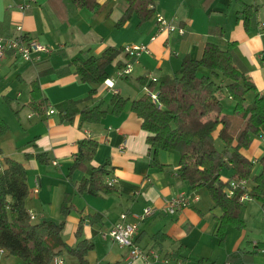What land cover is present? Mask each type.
Returning <instances> with one entry per match:
<instances>
[{
    "label": "crops",
    "instance_id": "obj_1",
    "mask_svg": "<svg viewBox=\"0 0 264 264\" xmlns=\"http://www.w3.org/2000/svg\"><path fill=\"white\" fill-rule=\"evenodd\" d=\"M119 2L97 0L101 9L94 12L74 9L69 0H36L26 12L19 13L9 10L6 0H0L3 32L14 36V26L20 24L24 33L51 50L34 63H24L10 55L0 61V118L8 126L0 137L1 162L11 158L24 165L28 188L25 206L34 222L62 221L61 205L70 199L72 211L64 219L62 238L68 248H75L80 240L93 245L85 256L87 264H143L140 259H131L127 248L107 236L121 214L126 215L128 223L137 225L135 240L154 264H217L219 259L221 264H253V255H259L262 249L257 245L259 240L248 238L246 218L243 230L227 228L224 245L220 246L215 220L221 210L213 207L205 188H193L178 177L176 152L161 151V166L152 164L149 133L142 129L141 119L130 105L147 92L146 85L152 78L174 75L185 57L197 59L207 43L225 50L234 42V53L257 93L264 96V29L260 27L264 21H259L258 10L254 28L246 32L236 15L242 9L241 2L259 8V0H154L153 18L140 23L134 16L117 29L115 24L121 17ZM157 16L184 33L160 29ZM133 45L145 46L147 51L131 59L132 71L123 79L116 77V71L121 68L118 63L123 67L129 60L124 53L106 68L108 77L99 85L82 82L70 65L75 58L83 59V51L99 57L109 47ZM33 81L38 83L46 102L42 114L27 107ZM92 89L94 94L89 97ZM116 94L128 100L119 115L110 114V100ZM255 95L248 92L246 102L250 103ZM67 101L77 102L78 110L101 105L107 115L96 124L82 123L80 114L71 122L61 121L58 106ZM214 137L216 147L222 149L217 133ZM83 139L97 142L95 155L85 162V167L108 163L110 174L104 182L114 181V192L78 193L77 186L87 174L81 169L71 171L70 167ZM37 154H44L46 162L36 159ZM242 154L252 162L251 176L257 174L259 160L264 157V125ZM232 175L231 169L221 170L225 181ZM244 185L248 191L252 183L249 180ZM178 195L188 199V206L175 214L166 213L165 200ZM246 201L251 200H244L245 210ZM146 207L157 211L139 221L138 216ZM231 230L237 232L235 239L229 241ZM60 259L63 264H79L67 252ZM0 264L24 263L4 252L0 253Z\"/></svg>",
    "mask_w": 264,
    "mask_h": 264
},
{
    "label": "trees",
    "instance_id": "obj_2",
    "mask_svg": "<svg viewBox=\"0 0 264 264\" xmlns=\"http://www.w3.org/2000/svg\"><path fill=\"white\" fill-rule=\"evenodd\" d=\"M209 1L212 3L215 0ZM69 2L74 9L94 12L101 9L97 0ZM240 5L242 9L236 15L241 19L244 30L250 32L255 26L259 8L242 2ZM119 7L121 17L115 24L117 29L134 16L140 23H144L153 18L155 13L154 0H120ZM63 12L65 19V7ZM0 33L4 37L8 35L2 28ZM233 47L234 42L225 50L207 43L197 59L185 57L174 75L164 76L156 82L150 80L148 85L138 78L148 90L157 93V102H153L145 93L130 105L131 111L141 119L142 129L149 133L147 143L152 164L159 165V152H176L178 177L189 182L193 188H205L213 207L221 210V215L215 220V235L219 238L220 246L224 245L228 227L243 230L246 226L245 205L240 202L243 194L260 203L264 216V157L259 160V172L251 176L252 162L242 154V150L250 147L253 137L259 134L264 125V96L257 93ZM121 53L122 48L113 47L104 50L99 57L83 51V59L75 58L70 65L74 66L75 73L82 82L99 85L108 77L106 68ZM262 61L264 65V59ZM118 65L122 67L121 64ZM248 92L256 94L250 103L245 99ZM93 94L94 89L90 91L89 97ZM223 97L234 102L230 114L223 111ZM127 102L120 95H113L110 114L119 115ZM76 106L77 102L74 101L59 105L61 121L71 122L75 115L80 114L82 123L96 124L107 115L101 105L82 110H78ZM27 107L37 114L44 113L46 108L36 81L31 83ZM7 130V124L0 118V137ZM215 133L223 144L222 149L215 145ZM96 149L97 142L92 139H83L79 143L77 158L70 170L81 169L87 177L78 184V193L97 195L115 191L114 187L104 182V178L110 174L108 163L95 168L85 167V162L93 159ZM35 157L41 163L46 162L44 154H37ZM223 168L233 171L230 180L221 178ZM249 180L252 186L246 191L245 186L239 184ZM232 183L237 184L235 188ZM229 191L232 192L231 195L228 194ZM27 197L24 165L5 158L0 171V249L9 256L21 259L24 264H52L64 252L76 257L79 264H87L85 256L93 245L80 240L75 248H68L62 238L64 219L72 211L70 199L66 198L61 205L62 221L34 222L25 206ZM76 236H80L79 228ZM257 245L264 250V242Z\"/></svg>",
    "mask_w": 264,
    "mask_h": 264
},
{
    "label": "built area",
    "instance_id": "obj_3",
    "mask_svg": "<svg viewBox=\"0 0 264 264\" xmlns=\"http://www.w3.org/2000/svg\"><path fill=\"white\" fill-rule=\"evenodd\" d=\"M6 1L7 8L9 10H15L19 13L26 12L36 2V0ZM156 21L161 25L160 29L165 30L167 33H184L183 29L176 28L172 24L167 23L161 16H157ZM260 27L264 29V23H262ZM14 30L17 33L14 36L8 35L4 37L0 33V61L3 60L7 55H10L14 59H18L21 62L34 63L39 59L40 55H49L51 53V50L47 46L24 33L20 24H15ZM145 51H147V48L142 45L125 46L124 48H122V53H124L129 60H127L123 67L117 69L116 77L122 79L127 77L132 71L131 59L138 57L142 52ZM151 81L156 82V79L152 78ZM146 93L150 96L153 102H157V93L155 91H150L147 89ZM48 112L53 113L54 111L49 110ZM2 168L3 162H1L0 160V171L2 170ZM113 182L114 181L112 180L105 181V183L109 186H111ZM231 185L235 188L237 184L232 183ZM239 185L242 187L245 186L244 182H240ZM228 194L231 195L232 192L229 191ZM247 198V195L243 194L240 198V202H244V200H246ZM188 204V199L186 197L178 195L169 200H165L164 210L168 214H175L177 211L188 206ZM156 211L157 210L154 207H146L138 216V220L144 221L147 218L153 216ZM30 218L33 220V216L31 214ZM137 232V225L128 223L126 221V215L121 214L119 220L107 233V236L119 246L127 248L129 250V257L131 259H140L143 264H154L153 261H151V257L149 256V254L141 249V247L137 244L135 240ZM0 253H4V251L0 249ZM53 264H63V262L59 257H57L53 260Z\"/></svg>",
    "mask_w": 264,
    "mask_h": 264
},
{
    "label": "rangeland",
    "instance_id": "obj_4",
    "mask_svg": "<svg viewBox=\"0 0 264 264\" xmlns=\"http://www.w3.org/2000/svg\"><path fill=\"white\" fill-rule=\"evenodd\" d=\"M261 7H259V21H264V0H259ZM251 97V94L247 96V100ZM222 105L223 110L225 113L230 114L233 111V102L228 97L222 98ZM250 200V199H249ZM245 205V203H244ZM244 217L247 220V232H248V238L251 240H259L260 242H264V216L262 214L260 205L257 201H250L247 203L246 201V210L244 212ZM246 224V223H245ZM231 234L229 236V241H232L235 239L236 232L231 230ZM235 232V233H234ZM260 248V247H259ZM264 249V247H262ZM259 251V255H253L252 262L253 264H264V252ZM217 264H221V260L219 259L217 261ZM252 264V263H251Z\"/></svg>",
    "mask_w": 264,
    "mask_h": 264
}]
</instances>
